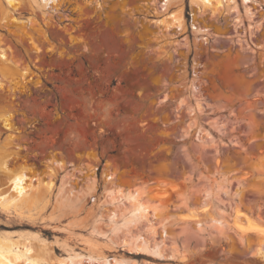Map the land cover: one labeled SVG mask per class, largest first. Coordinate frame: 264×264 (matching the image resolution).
Listing matches in <instances>:
<instances>
[{"label": "rangeland", "instance_id": "obj_1", "mask_svg": "<svg viewBox=\"0 0 264 264\" xmlns=\"http://www.w3.org/2000/svg\"><path fill=\"white\" fill-rule=\"evenodd\" d=\"M261 156L264 0H0V192L5 162L53 182L25 215L0 209L14 252L30 236L39 264H264L232 224L264 226ZM142 186L167 220L112 196ZM194 204L219 219L188 234Z\"/></svg>", "mask_w": 264, "mask_h": 264}, {"label": "bare ground", "instance_id": "obj_2", "mask_svg": "<svg viewBox=\"0 0 264 264\" xmlns=\"http://www.w3.org/2000/svg\"><path fill=\"white\" fill-rule=\"evenodd\" d=\"M7 1H8L9 5H12L15 2V0H7ZM52 1L55 4L58 3V0H52ZM196 1H200L203 5H207V3H209L211 0H196ZM215 1L217 3H220L222 0H215ZM169 17H170V22L172 24H177L178 26H181L182 22H181L180 18L174 17L173 14H170ZM1 54H2V56H5V53L3 52V50L1 51ZM5 124L8 125V121H5ZM253 167H255V169L257 171H262L264 168V156L258 157L253 162ZM3 168L8 175L9 192L5 193V194L0 192V209L1 210L14 211L17 215H20V216L25 215L24 214V212H25L24 207L26 204H28L30 199H32V198L35 199V197H37L40 194L39 187L42 184H44L45 186L47 185L46 189H47V191H50L51 187L53 185V182L51 180L46 182L45 180H43L41 178V176L35 174L34 171H31L29 169L27 170L26 168H22L19 171L11 173V170L8 167L6 162L3 163ZM107 178H108L107 180L109 182V180L112 179V175L111 176L109 175ZM112 183H115V182H112ZM148 187L149 186L135 187V188L124 190V191L122 190V188H118L116 190V194L113 195L114 194L113 193L112 196H113L114 200L115 199L118 200L119 198L128 199L131 202V205L134 206V210H143L145 212L144 214H146V215L149 211H152L155 217L159 218L160 221H163L169 215L166 212L167 211V209H166L167 208L166 207L167 202L165 203V200L161 199V197H162L161 195H159L161 197H159L160 199L158 201L152 194H150V192H149L150 190L148 191V189H147ZM112 192H115V191L112 190ZM110 194L111 193L109 191V196H110ZM183 198H185V195L183 196ZM187 199H188V197H187ZM184 201H185V199H184ZM164 206L166 208H163ZM185 206H188V205H185ZM186 208H187L186 209L187 212L182 214L183 217L180 221V223H181L180 229H181V231H186V233H188V234L192 231L200 230L202 223H212V222L217 221L219 219V215L208 212L207 210L199 211L195 204L192 207L188 206ZM255 220H258V218ZM164 222H166V221H164ZM232 224L234 226H236L237 229L239 230V232L244 236H247L249 233H255L257 235L253 239L254 240L253 242L255 244V249L264 256V226H263V224L255 222L251 216H249L246 212L242 211L240 208L235 209V213L232 216ZM160 226H162V232H165L164 231L165 230L164 224H162ZM218 227H220V226L218 225ZM221 228H222V226H221ZM154 232H156V231L154 230ZM162 236H164V235H162ZM26 238L30 239L31 237L30 236L25 237V240H26ZM122 239L125 240V238H122ZM25 240L23 241V248L24 249H23L22 253L20 254L19 252L13 251L14 248L18 246V242L12 241L9 237V234H3V233L0 234V264H18L17 261L19 260V258L21 256H23L24 259H26L28 261L27 262L28 264H39L40 260H42V258H44L43 255L41 254L42 252L40 250L36 251L34 249L32 243L30 242V240L29 241L26 240V242H25ZM251 240L252 239L250 238V241ZM128 241H127V244H125V245H128L131 249L142 250V251L147 250L145 242L138 241V239H137V242L135 241V243H132L133 240H132V242H128ZM182 242H183L182 247L184 246L183 247V249H184L187 247V242L186 241H182ZM249 243H251V242H249ZM123 244H124V241H123ZM71 264H74V262L71 261ZM115 264H117V262H115Z\"/></svg>", "mask_w": 264, "mask_h": 264}]
</instances>
